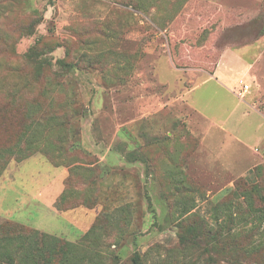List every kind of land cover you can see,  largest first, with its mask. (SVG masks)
<instances>
[{"label": "rangeland", "instance_id": "374dc122", "mask_svg": "<svg viewBox=\"0 0 264 264\" xmlns=\"http://www.w3.org/2000/svg\"><path fill=\"white\" fill-rule=\"evenodd\" d=\"M219 66L241 102L225 126L250 144L242 174L211 160L189 103ZM214 84L194 93L205 114L220 113ZM0 107L1 237L6 219L72 243L96 224L63 258L25 262L12 241L0 264H212L229 239L216 255L181 236L224 226L245 245V195L220 204L264 193V0H0ZM61 169L64 190L46 199ZM261 252L241 264H264Z\"/></svg>", "mask_w": 264, "mask_h": 264}, {"label": "trees", "instance_id": "16d2710c", "mask_svg": "<svg viewBox=\"0 0 264 264\" xmlns=\"http://www.w3.org/2000/svg\"><path fill=\"white\" fill-rule=\"evenodd\" d=\"M2 113V107H0V116ZM48 112L44 113V116H41L42 118L46 117ZM38 128H41V125L38 126ZM31 127L27 126V130H30ZM39 133L35 131L33 133V137L37 138ZM1 141V140H0ZM37 145L34 143H30L28 146V149L30 151L26 152L25 154H22L19 156V160H23L29 155L32 154L34 148H36ZM8 152V151H7ZM3 147L0 143V159L3 158ZM23 156V157H22ZM23 158V159H22ZM56 165V164H54ZM7 166V159L4 163V167ZM57 166V165H56ZM70 176V175H69ZM69 177L66 180V183L68 185ZM246 182H243V185H245ZM237 186H242V181L237 182ZM66 191L65 189L61 201L66 198ZM243 194H240L238 191H235L231 196H229L226 200L221 202V206H227L228 210L230 211L232 206L234 205L236 197H239L241 195H245L247 200V209L244 210V212L237 214V216L240 217L241 222H245L246 225L249 223H252L250 226L246 228V233L243 230V235L246 234L251 239H246L245 245H242L241 242L238 243L239 234L240 232L232 231L231 229H226L224 226L222 228L217 229L216 231L213 230H205L203 233H197L196 236L190 239L184 238L185 235L181 236V244L188 242L189 240L191 243L198 244L200 242L207 241L210 245V249L212 252H214L216 255H218V247L221 245V243L225 239H229L230 243L226 248H220V251H223L224 257L222 258H213L212 264H241V261L239 259V255L243 254L245 260L247 262L253 261L256 255L261 254L262 250L264 249V193L261 191V187L259 185H254L252 189H250L249 193L244 194V192H241ZM255 195V196H254ZM258 198L260 200V203H262V206H256L255 204V198ZM237 203V202H236ZM238 206H241V204L237 203ZM218 205L219 207H221ZM98 223V221H97ZM4 226H8L11 228V231L13 233L5 235V237H1L0 235V242L2 245L1 247L9 245L12 241H16V245L19 248L24 261H30L31 259H36L38 256L45 257L46 259L51 257L53 254L62 255V258L66 256V254H69L71 250H73L76 247L82 246V244L86 243L89 238L90 234L96 229V224L93 225V227L84 234L83 238L78 243H72L68 240H65L63 237H59L56 235L49 234L45 231H40L39 229H35L33 227H27L23 224L15 223L14 221H10V219H6ZM1 224V226H3ZM192 229V228H191ZM190 229V231H191ZM259 235L260 241L258 243L253 242L255 239L254 237ZM189 238V237H188ZM253 240V241H252ZM240 244V245H239ZM140 257H137L135 261H138Z\"/></svg>", "mask_w": 264, "mask_h": 264}, {"label": "crops", "instance_id": "0c3cea01", "mask_svg": "<svg viewBox=\"0 0 264 264\" xmlns=\"http://www.w3.org/2000/svg\"><path fill=\"white\" fill-rule=\"evenodd\" d=\"M216 72L217 75H215V78L211 77L197 84L195 87H193L191 91H189V103L193 108L198 111L199 115L205 119L206 129H209L207 133H209L210 137L205 139V141L209 144L211 143V150H208L209 152L213 153L214 158H211V160H215L218 164L220 163L223 166L224 164H226L233 170L237 169V172H241L242 174L244 172H242L240 166L247 159L244 158V156L246 153V149L250 146V144L246 140H243L241 137L234 134L232 135L231 129H228L226 127L227 125L229 126V120L236 118L237 112L235 111L241 106V102L235 99L236 95L231 91L230 88L227 87V82L218 75L219 72H221L220 66L218 67ZM213 82L215 83L214 86H216V89L222 92L223 94V97L221 98L217 110V112L220 113L205 114L204 111H202V108H199L197 101L194 98V93H196L198 90L208 85L209 83ZM212 126H215L213 128V132H211ZM218 130H223V134L222 132L220 133ZM222 142L226 144L223 148H221L220 146L218 148L212 147V144H220ZM55 168L56 167H51V169L54 170L52 171V173L55 172ZM59 172L60 173L56 175H51L49 187L46 190H43L42 192L44 193V196L46 195V199L51 198L52 200H56L64 190L63 182L66 176L65 171L61 169ZM58 214L61 213L58 211Z\"/></svg>", "mask_w": 264, "mask_h": 264}, {"label": "built area", "instance_id": "2783aa9c", "mask_svg": "<svg viewBox=\"0 0 264 264\" xmlns=\"http://www.w3.org/2000/svg\"><path fill=\"white\" fill-rule=\"evenodd\" d=\"M249 88H250V84L246 83V84L244 85V91H247Z\"/></svg>", "mask_w": 264, "mask_h": 264}]
</instances>
